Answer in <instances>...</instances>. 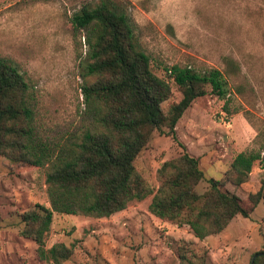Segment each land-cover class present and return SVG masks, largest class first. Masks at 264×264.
Instances as JSON below:
<instances>
[{"label": "rangeland", "instance_id": "obj_1", "mask_svg": "<svg viewBox=\"0 0 264 264\" xmlns=\"http://www.w3.org/2000/svg\"><path fill=\"white\" fill-rule=\"evenodd\" d=\"M96 0H0V57L28 84L38 138L57 146L86 126L80 91L85 47L73 49L71 16ZM128 18L151 73L170 87L165 107L180 99L165 69L222 73L226 95L196 98L174 126L176 141L154 131L133 162L153 190L156 170L185 152L197 159L203 179L219 181L238 153L264 151V0H113ZM208 90V89H207ZM44 169L0 157V264H52L37 259L34 243L19 235L20 216L48 207ZM254 162L248 179L224 188L245 209L260 187ZM264 193V192H263ZM150 196L107 218L53 213L44 248L63 244L62 264H248L264 252V196L246 217L235 216L220 233L197 240L187 226L147 211Z\"/></svg>", "mask_w": 264, "mask_h": 264}, {"label": "trees", "instance_id": "obj_2", "mask_svg": "<svg viewBox=\"0 0 264 264\" xmlns=\"http://www.w3.org/2000/svg\"><path fill=\"white\" fill-rule=\"evenodd\" d=\"M70 24L73 49L81 47V37L86 62L80 91L87 124L72 139L51 147L38 138L28 84L10 60L0 57V157L44 169L48 207L36 205L20 216L19 235L34 243L37 259L62 264L71 254L60 243L44 248L53 213L107 218L150 196L149 214L187 226L197 240L220 233L235 216L246 217L264 196V151L236 154L223 179H207L201 194L195 191L203 179L198 161L181 144L182 153L156 170L155 190L133 166L154 131L164 127V134L176 141L175 123L196 98H224L222 73L175 65L165 69L181 97L162 108L170 87L151 73L149 58L113 0L81 7ZM254 162L261 171L260 187L248 195L245 209L224 184L245 183ZM253 264H264V256Z\"/></svg>", "mask_w": 264, "mask_h": 264}, {"label": "water", "instance_id": "obj_3", "mask_svg": "<svg viewBox=\"0 0 264 264\" xmlns=\"http://www.w3.org/2000/svg\"><path fill=\"white\" fill-rule=\"evenodd\" d=\"M260 256H264V252H257V253H254L251 258H250V261H249V264H253V260L257 257H260Z\"/></svg>", "mask_w": 264, "mask_h": 264}]
</instances>
